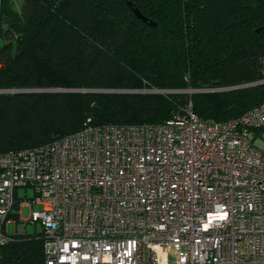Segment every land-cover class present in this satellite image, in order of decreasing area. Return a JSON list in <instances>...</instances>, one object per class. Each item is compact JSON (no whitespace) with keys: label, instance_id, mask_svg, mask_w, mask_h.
Masks as SVG:
<instances>
[{"label":"trees","instance_id":"1","mask_svg":"<svg viewBox=\"0 0 264 264\" xmlns=\"http://www.w3.org/2000/svg\"><path fill=\"white\" fill-rule=\"evenodd\" d=\"M261 56L264 0H0V153L86 126L162 125L189 105L236 118L264 102ZM55 88L98 92H28ZM5 235L0 264H44L42 229Z\"/></svg>","mask_w":264,"mask_h":264},{"label":"built area","instance_id":"2","mask_svg":"<svg viewBox=\"0 0 264 264\" xmlns=\"http://www.w3.org/2000/svg\"><path fill=\"white\" fill-rule=\"evenodd\" d=\"M263 136L264 102L224 122L189 105L162 125L86 126L2 152L0 244L24 188L44 264H264Z\"/></svg>","mask_w":264,"mask_h":264},{"label":"rangeland","instance_id":"3","mask_svg":"<svg viewBox=\"0 0 264 264\" xmlns=\"http://www.w3.org/2000/svg\"><path fill=\"white\" fill-rule=\"evenodd\" d=\"M261 28L258 29V32H260ZM250 61V60H249ZM250 62H255V61H250ZM257 65H254L253 68L257 67V66H261V71H264V57H259L257 59ZM243 71L245 72L246 70L243 69ZM46 78L50 77L52 78L53 76H45ZM264 82V79H262ZM261 80V81H262ZM59 83L65 84V81L60 80ZM257 83H254V85ZM248 86H252L251 84H248ZM40 90H60L61 92L63 91H67V90H73L71 88H55V89H40ZM83 90V89H81ZM28 91V90H27ZM39 90H33V91H28V92H36ZM19 91H14V92H9V93H17ZM20 92H26L25 90L20 91ZM162 93H166V92H171V91H161ZM186 92L188 93H194L195 91L192 89L187 90ZM4 93V92H2ZM1 94V92H0ZM264 137V136H263ZM256 145L261 148L264 149V138L258 137L256 140ZM26 193V196H25ZM16 195H17V200L19 202V204H21V220L20 222H18L17 224H15L14 222H6V224L4 225V233L7 234L8 236H12V235H35V234H39L41 232V226L39 222H30V208L29 206L26 205V203L29 202V200L32 198L33 196V191L32 189H24V188H18L16 190ZM33 210H40L41 207L40 206H36L33 205L32 206ZM23 228V229H22Z\"/></svg>","mask_w":264,"mask_h":264},{"label":"water","instance_id":"4","mask_svg":"<svg viewBox=\"0 0 264 264\" xmlns=\"http://www.w3.org/2000/svg\"><path fill=\"white\" fill-rule=\"evenodd\" d=\"M129 6H131L130 4H128ZM133 10V13L135 14V16L137 17V19L141 20L142 22H145L147 23V19L140 14V12L137 10V9H132ZM150 25H154V23L152 22H149ZM258 32V30H257ZM260 83H263V82H260ZM246 87H249L248 85H244V86H239V87H235L233 89H241V88H246ZM1 93L5 91H0ZM36 92H61L60 90H39V91H36ZM63 92H70V93H87V92H98L97 90H67V91H63Z\"/></svg>","mask_w":264,"mask_h":264}]
</instances>
